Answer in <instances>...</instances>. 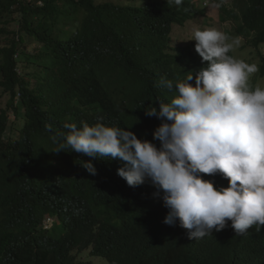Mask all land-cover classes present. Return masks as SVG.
Listing matches in <instances>:
<instances>
[{
	"label": "trees",
	"instance_id": "16d2710c",
	"mask_svg": "<svg viewBox=\"0 0 264 264\" xmlns=\"http://www.w3.org/2000/svg\"><path fill=\"white\" fill-rule=\"evenodd\" d=\"M42 1L43 6L0 0V54L15 49L13 40L5 46L3 38L13 20L24 38L39 43L33 57L42 67V76L23 91L21 109L10 101L0 114V132L8 129L10 111L23 122L13 152L34 158L17 199L0 203V264H93L97 257L107 264H264V226L259 233L253 226L236 235L229 221L219 232L190 239L178 221L164 223L169 210L150 181L132 187L117 174L119 159L96 158L99 173L82 180V174L68 176L61 167L74 161L73 151H53L58 145L51 136L65 132L68 120L92 125L102 116L108 125L150 128L151 120L134 112L169 102L175 92L161 87L160 78L188 71L180 66L187 49L176 48L173 56L163 49L171 22L185 19L190 7L184 1L173 3L174 9L160 2L137 7ZM252 13L263 16L264 7ZM247 27L264 41V24L242 21L237 32ZM40 158L57 163L47 169ZM202 175L228 186L220 174ZM47 214L59 221L51 230L43 227ZM88 249L89 257H80Z\"/></svg>",
	"mask_w": 264,
	"mask_h": 264
},
{
	"label": "clouds",
	"instance_id": "9594fccd",
	"mask_svg": "<svg viewBox=\"0 0 264 264\" xmlns=\"http://www.w3.org/2000/svg\"><path fill=\"white\" fill-rule=\"evenodd\" d=\"M19 1L21 5H44L42 0ZM97 1L123 6L131 3L137 7L160 2L170 9H174L173 3L179 6L184 1L183 6H189L190 12L182 21L171 22L169 44L163 49V55H175L176 48L187 49L190 55L180 66L188 71L179 72L177 78H160L161 87L175 92L169 102L158 100V108L151 104L146 111L134 112L141 120H151L145 132L130 126L105 124L102 116L92 125L87 121L64 122L65 132L51 136L58 145L53 151H73L74 161L61 165L67 169L64 174L76 172L82 174V180L90 179L100 171L96 158L119 159L122 166L117 174L132 187L150 181L156 188L154 195H162L163 204L169 210L164 223L175 225L178 221L180 227L189 230L190 239L210 236L213 230L219 232L229 226V221L236 235L245 234L253 226L259 233L264 226V84L257 82L256 77L264 79V62L257 66L255 60L244 58L241 51L250 45L264 55L260 48L264 41L258 40L255 30L247 27L239 34L237 28L242 21L246 25L248 22L264 24V15L252 13L264 7V2ZM18 6L17 3L13 10ZM213 13L218 14L214 17L221 22L220 26L208 24ZM190 22L197 25L190 40L173 44L174 25L184 27ZM226 23H231L233 28L226 27ZM10 24H14L12 30ZM7 27L9 33L3 36L7 40L5 46L13 42L16 45L13 51L8 46L0 54V88L3 97L9 95L0 114L8 109L10 101L21 109L23 91L42 76V67L33 57L39 43L24 38L20 26L13 20ZM241 38L247 44L238 47ZM25 41L35 43L34 52L22 46ZM15 121L10 111L8 129L0 132V203L17 199L34 160L24 151L13 152L20 137L13 128ZM154 140L160 142L159 146ZM40 160L47 169L57 163L55 159ZM202 174H220L228 180V186H217ZM57 223L56 216L47 214L43 227L51 230Z\"/></svg>",
	"mask_w": 264,
	"mask_h": 264
},
{
	"label": "rangeland",
	"instance_id": "374dc122",
	"mask_svg": "<svg viewBox=\"0 0 264 264\" xmlns=\"http://www.w3.org/2000/svg\"><path fill=\"white\" fill-rule=\"evenodd\" d=\"M100 1H108V0H100ZM114 1H122V0H114ZM148 1V0H146ZM145 1V2H146ZM143 1V3H145ZM214 16H218L217 13H213L211 15V19H209L208 24H214L217 26L221 25V22L217 19V17ZM226 27L232 29L233 25L231 23H226L225 25ZM10 29L12 30L14 28V24H10ZM197 28V25L195 23H188L186 24V26L181 27L179 25H174L173 27V32H172V42L173 44H179V43H184L185 41H188V39L190 40V38L192 37V33L193 30ZM32 41H25L24 44L22 45L23 47H27V48H31V50L34 52V47H32L33 44L35 43H31ZM247 43L241 38L238 43L237 46H241V45H246ZM262 49V52L264 53V45H262L260 47ZM242 56L244 58H251L254 61V63L258 66V63H263V57L264 55H260L256 50H253V48L250 45H246V47L241 51ZM244 60V59H243ZM248 60V59H245ZM244 60V61H245ZM259 68V67H258ZM26 71V69H24V72ZM257 82L264 84V79L261 77H256ZM9 100V95L6 96H2V89L0 88V108H5L7 101ZM13 118L11 119V122H13L14 120V116H12ZM23 122L21 120H17L14 122L13 128L14 129H19L20 127H22ZM57 222V220H56ZM59 223V221H58ZM91 252V249H88L86 251H84L80 257H89V253ZM93 264H107V261L103 258H93Z\"/></svg>",
	"mask_w": 264,
	"mask_h": 264
}]
</instances>
